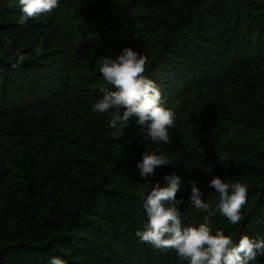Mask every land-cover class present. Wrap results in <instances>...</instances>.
Masks as SVG:
<instances>
[{"label":"rangeland","instance_id":"rangeland-1","mask_svg":"<svg viewBox=\"0 0 264 264\" xmlns=\"http://www.w3.org/2000/svg\"><path fill=\"white\" fill-rule=\"evenodd\" d=\"M241 1L244 5L238 4L237 10L244 7V18L240 29L235 28L236 39L222 43L223 46L215 44L209 48L203 45L202 49L213 57L208 54L206 61L199 65L195 73L197 79L191 74L186 84L179 80L178 85L168 87L163 81L167 71L162 68L160 73H150L153 65L161 60L159 53L165 36L157 22L159 13L151 0H112L113 3H108L101 13L93 12L91 17L87 15L73 23L69 30L76 31L75 36L59 28L60 20L65 19L61 13L86 0H61L57 9L33 18L25 25L17 22L21 14L17 0H0V141L17 135L16 142L26 148L25 154L15 155V165L0 153V192L7 189L18 202L28 203L22 189L23 185H28L34 187L43 200H50L52 204L65 202L77 209L91 205L96 194L103 190L96 192L95 188L110 183L108 196L119 209L122 222L117 231L101 215L89 216L92 223L89 228L95 237L106 243L105 248H109V251L104 247L95 248L91 251L92 259L97 264H138L137 256L149 260L147 264H170L172 259L176 260L172 256L176 255L174 249H155L135 237L136 229L142 228L147 220L142 201L135 195L140 188L147 193L155 181L165 183L163 176L173 171L196 179L204 190L210 192L213 189L208 188L207 183L216 174L231 181L247 182L249 190L264 185V143L258 145V140L264 136L261 131L264 125V69L242 63L244 60L237 67L234 64L240 62L235 55L246 50L242 44L249 37L255 43L254 49L261 54L256 57L252 51L250 62H264V0ZM104 19L109 23H103ZM89 20L101 29L104 25L100 36L86 32ZM110 23L106 32V24ZM104 34L109 36L104 39ZM101 38L109 43L100 45L98 40ZM232 42L234 44L229 47ZM127 45L139 49L147 57L145 75L157 81L164 102L176 111L175 126L169 129V143L160 145L173 161L159 167L148 180L141 179L137 163L154 145L145 140V134L139 131L141 126L133 120L116 136L107 126L110 116L91 111L92 104L100 98L99 89L107 86L96 63L97 58L101 54H118ZM71 46L76 49L71 51ZM243 57L247 59L249 55ZM19 61L29 65L16 66ZM181 64L177 68L184 70L186 64L184 61ZM176 71L182 73V70ZM82 73L88 74V81L75 84L77 93L67 92L59 96L66 90L67 79ZM46 74L47 84L53 88L48 96L44 95ZM91 79L93 83L87 85ZM197 86H201V90L196 89ZM73 88L74 84L70 89ZM33 90L38 96V106L48 99L47 103L56 101L53 114L46 117L48 123H40L37 117L10 113L23 102V93L27 92L30 101L34 100ZM184 94L189 95L185 97ZM257 102L261 107L257 118L236 111L246 110ZM3 106L4 112L1 111ZM259 125L260 130H257ZM115 148L111 155L110 150ZM219 156L227 157L224 163ZM9 171L14 177L11 180L7 177ZM115 171L122 175L114 174ZM190 193L191 184L177 193L178 197L185 199L182 210L186 219L193 213L188 200ZM258 196L260 193L248 196L249 209L256 206ZM9 204L8 195L2 192L0 251L7 248L0 253L3 264H9L8 258L13 250L37 254L41 240H49L35 238L30 223L13 214ZM133 248L135 254H132Z\"/></svg>","mask_w":264,"mask_h":264},{"label":"trees","instance_id":"trees-1","mask_svg":"<svg viewBox=\"0 0 264 264\" xmlns=\"http://www.w3.org/2000/svg\"><path fill=\"white\" fill-rule=\"evenodd\" d=\"M151 2L159 13L157 22L162 26L164 30L162 31V34L165 33V36H163L164 44L161 46L159 53L161 60L153 65L150 73H160L162 68L167 71L163 81L168 87L178 85L179 80L182 82V84H186L187 79L191 74H193L194 79H197L195 73L198 71L199 65L206 61L205 59L208 58V54L210 57H213L210 52L206 53L204 48L202 49V46L207 45L210 48L215 44H222L225 42L230 43L236 39L235 28L237 27V29H240V24L242 25L243 23L242 19L244 18V7L242 6L240 11L237 10V7L239 6L238 4L243 3L241 5H244V2L241 0H151ZM108 3L111 4L113 2L112 0H105V2L98 0L88 2L86 0L85 3L82 2L75 4L66 12L61 13L62 17H65V19H61L58 26L60 29H65L63 31H65L66 34L75 36L76 31L69 30L71 25L81 21V18L84 16L89 15V17H91L93 12L96 14L101 13L105 10ZM92 22L93 21L91 20L87 21L85 26L87 29L86 32L89 35L91 34L94 36H100L99 33L104 28V25H101V29L99 26L96 27V25H98L97 23L93 24ZM103 23L109 22L104 19ZM110 25L111 23L106 24V32L109 30ZM241 31H243V29H241ZM106 36L109 35L104 34L102 38L106 39ZM102 38L98 40L100 45L106 42ZM161 41L162 40H159L158 43H161ZM108 43L109 42H106L105 44L107 45ZM73 44L80 45L82 43ZM233 44L234 43L232 42L230 45H228L229 47H232ZM242 46H244L246 50L242 49L243 51L240 55H235V57L240 58V62L234 63L236 67L244 60L242 63L246 62L247 65H252L255 68L261 67L264 69V62H250L252 51H255L256 57L261 55L259 52H257V50L254 49L255 43L251 37L245 39ZM87 47L88 46H86V48ZM75 49L76 48L71 46V51H74ZM244 55H249V57L246 59L243 57ZM183 61L186 64V68H184V70L182 68H177L179 63L181 64ZM19 65L28 66L29 64L19 61V64L16 66ZM18 70L19 69H13V71ZM176 70H182V73ZM29 74L30 73H27V75ZM87 75L88 74L86 73H82L77 76H70L64 84L66 90L63 91V93L59 96H62L67 92H72L73 94L77 93L75 84L82 83L84 81L87 82ZM24 77L25 76L19 78V80H22ZM45 79L47 81L44 83L46 84L44 85V95L48 96L51 94L53 88L47 84V74ZM39 83H42L41 78L39 79ZM92 83L93 82L91 79L90 83L87 85ZM13 84L14 82L11 85ZM72 84H74V88L71 90L70 87ZM196 89L201 90V86H197ZM33 93L34 100L32 101H30V97L27 92L23 93V102L18 106L17 109L12 110L10 113H12L11 115L18 114L15 116L26 115L30 116L31 118L37 117V119L40 120V123L42 121L48 123L49 121L46 117L53 114V108L56 104V101L47 103L49 100L48 99L41 106H38L37 102L39 100L36 90H33ZM188 95L184 94L185 97ZM7 104L8 103H6V106ZM259 105V102H257L256 104L247 107L246 110L237 109L236 111H239L237 113L242 112L257 118L256 116L259 115V109L261 108ZM4 106L1 109L2 112L6 110ZM41 107H44L42 111L40 110ZM222 112L226 111L222 109ZM251 114H254L255 116ZM250 116H247V118ZM12 117L14 116H11V118ZM198 128L199 127L197 125V129ZM253 130L255 131V128L252 129V131ZM257 130H260V125L258 126ZM261 131L264 133V125L261 127ZM17 139L18 136L13 135L4 141H0V153L6 158L9 157L13 165L16 164V162H14L16 154L26 153V148L21 144H18L16 142ZM258 141V145L260 146L262 143H264V136L260 137ZM8 145L11 146L7 148ZM110 151L111 155H113V153L116 151V148ZM113 173L119 176L122 175L120 171H115ZM7 177L10 178V180L13 179V173L9 171L7 173ZM102 188L103 190L98 192ZM22 189L23 195L28 198V203L18 202V200H16V198L13 196V193L11 191L8 192L7 189L2 190L0 194L3 192L8 195V199H10L9 207L11 212H13L15 215L22 216L25 220H27L28 224L30 223L31 234L34 235L35 238L45 237L49 238V240H41L43 244L40 242L39 248H37V250L35 247L31 248L32 246H26L27 248H31L32 251L33 249L38 251L36 252L37 254L29 253L28 250H13L8 258V263L49 264L52 256H60L62 258H66L68 260V264H97L95 260L92 259L93 253H91V251L95 250V248H105L106 243H103L99 240V238L95 237L92 229L89 228L90 225H92L89 216L92 217L93 215H101L104 220L107 223L112 224V228L117 231L120 229L122 222V216L119 213V209L115 206L112 198L108 196L110 191V183H103L100 187L95 188V191L98 193L90 203L92 206L88 205L84 208L77 209H73L70 204L65 202L63 203L61 201H57L52 204L50 200H43L34 187L23 185ZM211 191L212 192L209 190H204L205 198L213 204L214 211L208 215L210 216V221L214 229H223L226 234H231L237 238L243 234H264L263 184H259V186L255 187L254 190H248V196H253L256 193H260V196L256 198V206L251 207L250 209L247 206V196V204L242 210L243 218L238 225L230 224L227 219L219 213V211H215V206L219 202V196L214 190ZM30 202L31 204H29ZM105 208L109 209L104 211ZM192 211L193 213L189 214L186 222H191L192 220L196 224L204 221V213H200L194 208ZM135 248H133L132 254L136 253L134 251ZM6 249L7 248L1 249L0 253ZM105 250L109 251V248L106 247ZM172 256L176 257V260L172 259V263L170 264H186V262L181 261L178 256L174 254H172ZM138 259L140 260L138 264H147L149 261L147 259L142 260V257L140 256L135 257V260ZM0 264H3V262H0ZM115 264L117 263L115 262ZM261 264H264V259L261 260Z\"/></svg>","mask_w":264,"mask_h":264},{"label":"clouds","instance_id":"clouds-1","mask_svg":"<svg viewBox=\"0 0 264 264\" xmlns=\"http://www.w3.org/2000/svg\"><path fill=\"white\" fill-rule=\"evenodd\" d=\"M21 14L18 23L27 24L33 18L57 9L61 0H17ZM147 57L131 45L123 47L118 54H101L96 63L106 85L99 89L100 98L91 106L93 113L108 114L107 126L119 136L133 120L140 125L154 147L145 151L137 163L142 180L154 176L161 166L173 160L160 147L169 143V129L175 126L176 111L164 102L163 92L156 80L145 75ZM226 156H219L224 163ZM163 181H155L150 191L140 188L135 195L142 201L147 217L142 228L134 235L141 242L155 249H174L186 264H261L264 259V234H243L238 238L214 229L209 213L213 204L205 198L204 189L194 178H186L178 171L166 173ZM191 184L188 197L192 207L204 213L200 223L186 222L184 197L177 196ZM207 187L219 196L215 211L232 225L243 218L242 210L247 204V182L231 181L220 174L208 180ZM49 264H68L66 258L52 256Z\"/></svg>","mask_w":264,"mask_h":264}]
</instances>
